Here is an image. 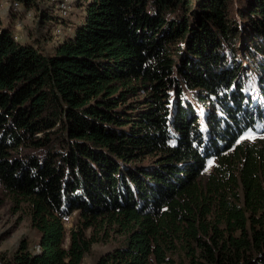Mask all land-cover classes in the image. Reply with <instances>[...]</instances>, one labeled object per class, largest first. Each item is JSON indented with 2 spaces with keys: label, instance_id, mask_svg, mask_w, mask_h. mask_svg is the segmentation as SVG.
<instances>
[{
  "label": "trees",
  "instance_id": "1",
  "mask_svg": "<svg viewBox=\"0 0 264 264\" xmlns=\"http://www.w3.org/2000/svg\"><path fill=\"white\" fill-rule=\"evenodd\" d=\"M14 35L0 188L39 242L0 264H264V0H90L52 53Z\"/></svg>",
  "mask_w": 264,
  "mask_h": 264
},
{
  "label": "rangeland",
  "instance_id": "2",
  "mask_svg": "<svg viewBox=\"0 0 264 264\" xmlns=\"http://www.w3.org/2000/svg\"><path fill=\"white\" fill-rule=\"evenodd\" d=\"M0 1L2 26L10 27L12 34H15L20 42L31 41L34 45L40 46L45 54H48L52 53L58 41H62L71 34L73 26L81 23L86 5L90 0H79L80 4L70 0L71 6L65 17V25L61 23L59 3L55 0H42V6H51V10L46 9L48 16H44L41 10L38 11L35 8L24 9L21 4L16 10L8 0ZM28 10H30L29 13H27ZM9 22L12 24L9 25ZM36 38L37 40L34 41ZM250 135L251 131H246L239 139ZM74 220L75 213L65 219V226L70 227ZM22 239L27 241L31 250L38 249L39 234L32 227L29 216L25 210L18 209L0 188V257L11 255ZM110 250V243L94 244L91 251L84 257L82 264H98L99 258Z\"/></svg>",
  "mask_w": 264,
  "mask_h": 264
},
{
  "label": "bare ground",
  "instance_id": "3",
  "mask_svg": "<svg viewBox=\"0 0 264 264\" xmlns=\"http://www.w3.org/2000/svg\"><path fill=\"white\" fill-rule=\"evenodd\" d=\"M70 0H58L61 15L62 16H67L68 11L70 9L71 3H69ZM75 1V0H73ZM14 39H18V37L15 35Z\"/></svg>",
  "mask_w": 264,
  "mask_h": 264
},
{
  "label": "snow or ice",
  "instance_id": "4",
  "mask_svg": "<svg viewBox=\"0 0 264 264\" xmlns=\"http://www.w3.org/2000/svg\"><path fill=\"white\" fill-rule=\"evenodd\" d=\"M252 138H253L252 136L241 137V139H252ZM237 143H239V141H237ZM212 163H213L212 161H209V162H208L209 166H211Z\"/></svg>",
  "mask_w": 264,
  "mask_h": 264
}]
</instances>
